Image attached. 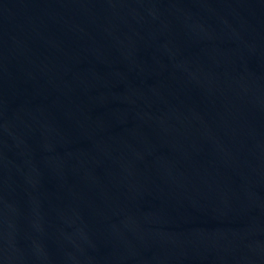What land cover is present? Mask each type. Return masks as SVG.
Instances as JSON below:
<instances>
[{
	"label": "water",
	"instance_id": "water-1",
	"mask_svg": "<svg viewBox=\"0 0 264 264\" xmlns=\"http://www.w3.org/2000/svg\"><path fill=\"white\" fill-rule=\"evenodd\" d=\"M0 264H264V0H0Z\"/></svg>",
	"mask_w": 264,
	"mask_h": 264
}]
</instances>
